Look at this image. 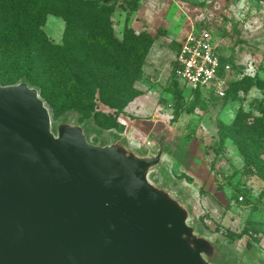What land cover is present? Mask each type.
<instances>
[{
  "label": "rangeland",
  "instance_id": "rangeland-1",
  "mask_svg": "<svg viewBox=\"0 0 264 264\" xmlns=\"http://www.w3.org/2000/svg\"><path fill=\"white\" fill-rule=\"evenodd\" d=\"M133 1L101 4L115 9L111 21L119 41L127 30L154 38L135 83L141 95L125 103L109 83L103 96L92 84V105L61 110L39 90L53 127L79 125L93 145L121 139L140 154L165 146L163 166L150 181L189 208V224L223 245L231 264H264V181L236 139L222 138L238 119L247 127L264 121V0H140L137 9ZM66 26L63 17L49 14L44 31L63 45ZM193 29L209 30L232 66L234 85L224 100L209 92L190 96L173 82L175 56Z\"/></svg>",
  "mask_w": 264,
  "mask_h": 264
},
{
  "label": "water",
  "instance_id": "water-1",
  "mask_svg": "<svg viewBox=\"0 0 264 264\" xmlns=\"http://www.w3.org/2000/svg\"><path fill=\"white\" fill-rule=\"evenodd\" d=\"M167 153L93 145L36 88L0 85V264H231L150 181Z\"/></svg>",
  "mask_w": 264,
  "mask_h": 264
},
{
  "label": "trees",
  "instance_id": "trees-1",
  "mask_svg": "<svg viewBox=\"0 0 264 264\" xmlns=\"http://www.w3.org/2000/svg\"><path fill=\"white\" fill-rule=\"evenodd\" d=\"M101 1L105 0H0V85L26 82L61 110L92 105V84L103 96L102 88L109 83L125 103L140 96L135 83L154 38L127 30L119 41L111 21L115 9ZM139 1L130 5L137 9ZM49 14L66 21L63 45L53 44L44 31ZM223 63L229 62L223 59ZM228 137L236 139L264 181V121L247 127L238 119L222 135Z\"/></svg>",
  "mask_w": 264,
  "mask_h": 264
},
{
  "label": "built area",
  "instance_id": "built-area-1",
  "mask_svg": "<svg viewBox=\"0 0 264 264\" xmlns=\"http://www.w3.org/2000/svg\"><path fill=\"white\" fill-rule=\"evenodd\" d=\"M231 73L232 66L223 63L219 45L209 30L193 29L181 41L172 74L190 95L196 91L201 94L209 92L214 98L224 100L230 89Z\"/></svg>",
  "mask_w": 264,
  "mask_h": 264
}]
</instances>
